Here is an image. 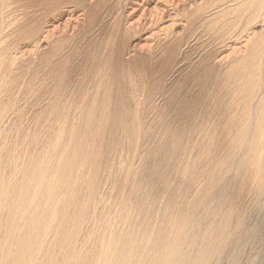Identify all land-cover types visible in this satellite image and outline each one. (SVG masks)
<instances>
[{
	"label": "bare ground",
	"instance_id": "bare-ground-1",
	"mask_svg": "<svg viewBox=\"0 0 264 264\" xmlns=\"http://www.w3.org/2000/svg\"><path fill=\"white\" fill-rule=\"evenodd\" d=\"M0 264H264V0H0Z\"/></svg>",
	"mask_w": 264,
	"mask_h": 264
}]
</instances>
